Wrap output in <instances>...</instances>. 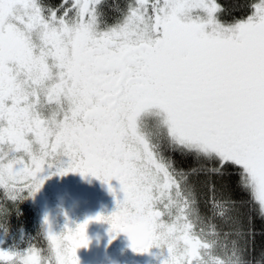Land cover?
<instances>
[{
    "label": "snow or ice",
    "instance_id": "6c2138e0",
    "mask_svg": "<svg viewBox=\"0 0 264 264\" xmlns=\"http://www.w3.org/2000/svg\"><path fill=\"white\" fill-rule=\"evenodd\" d=\"M224 11L217 0H0V191L17 211L45 172L116 179L123 192L113 213L74 228L54 232L45 217L44 248L21 237L0 261L80 264L95 220L135 252L160 249L161 264H264L212 180L235 174L264 221V0L231 21ZM175 155L197 166L178 170ZM10 216L0 205L5 239Z\"/></svg>",
    "mask_w": 264,
    "mask_h": 264
},
{
    "label": "flooded vegetation",
    "instance_id": "af4514ba",
    "mask_svg": "<svg viewBox=\"0 0 264 264\" xmlns=\"http://www.w3.org/2000/svg\"><path fill=\"white\" fill-rule=\"evenodd\" d=\"M172 159L174 167L182 169L181 156L175 155ZM44 175L49 178L34 196L28 197L18 205V211L17 206L9 202L0 191V205H7L11 210V216L7 220L11 235L5 239L0 234V239L5 240V244L0 246L16 242L23 247L21 239L23 237V240L34 238L33 242L44 248L45 242L39 234L44 226L45 217L48 218L52 230L60 232L66 223L74 228L76 224L98 214L110 215L116 210L117 200L123 199L120 183L116 179L109 182L111 188L115 190L113 194L109 190V184L91 175L81 176L72 172L63 176L51 175L48 172ZM195 187L198 193V187ZM208 196L199 197V207L205 215H208L209 211ZM109 227L107 223L95 220L88 224L86 234L90 243L86 248L77 250L80 264H161L160 249L154 247L147 253L135 252L130 247L127 234L120 233L115 239H111ZM0 264L10 262L0 261Z\"/></svg>",
    "mask_w": 264,
    "mask_h": 264
},
{
    "label": "trees",
    "instance_id": "16d2710c",
    "mask_svg": "<svg viewBox=\"0 0 264 264\" xmlns=\"http://www.w3.org/2000/svg\"><path fill=\"white\" fill-rule=\"evenodd\" d=\"M45 2L56 7L61 3V0H45ZM108 2L122 6L125 0H108ZM217 2L226 10L222 13L221 19L231 21L234 18L246 16L249 13V4L252 0H217ZM111 15L112 13L109 12V16ZM180 166L183 170H188L196 167L197 164L191 157H181ZM206 179L203 175L192 178L195 186L198 187V196L200 198L204 195H209L208 187L204 183ZM212 180L216 185L218 196L222 194L224 197H231L238 202L237 207L243 222V228L246 231L250 228L253 232L252 237H246L249 243L248 258L250 260H259L261 253L264 252V221L256 214L254 210L255 206L252 204L248 193L240 189L238 186V177L235 174L224 177L214 176ZM249 218H251V223H249ZM217 224L219 225L218 221ZM219 226L223 228V225Z\"/></svg>",
    "mask_w": 264,
    "mask_h": 264
},
{
    "label": "clouds",
    "instance_id": "9594fccd",
    "mask_svg": "<svg viewBox=\"0 0 264 264\" xmlns=\"http://www.w3.org/2000/svg\"><path fill=\"white\" fill-rule=\"evenodd\" d=\"M41 187H42V186H41ZM39 190H40V189H39ZM39 190H38V191H39ZM38 191H37V192H38Z\"/></svg>",
    "mask_w": 264,
    "mask_h": 264
}]
</instances>
